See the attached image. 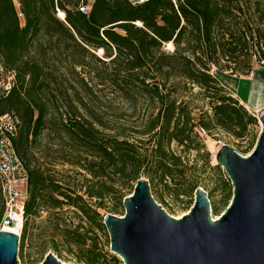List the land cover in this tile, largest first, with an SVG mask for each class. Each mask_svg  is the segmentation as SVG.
<instances>
[{
  "label": "trees",
  "instance_id": "obj_1",
  "mask_svg": "<svg viewBox=\"0 0 264 264\" xmlns=\"http://www.w3.org/2000/svg\"><path fill=\"white\" fill-rule=\"evenodd\" d=\"M86 1L0 0V56L16 74L0 112L20 120L14 142L28 169L20 252L30 218L72 209L88 224L56 227L49 239L57 255L65 243L78 263L121 264L95 231L105 230L107 213L125 214L140 178L180 197L195 192L206 167L224 172L212 166L198 125L210 136L226 131L241 154L254 149L257 114L215 74L250 75L263 63L264 0H93L85 13ZM193 86L208 100L207 117L196 118L179 94ZM192 152L206 167L190 161ZM4 212L0 183V223Z\"/></svg>",
  "mask_w": 264,
  "mask_h": 264
},
{
  "label": "water",
  "instance_id": "obj_2",
  "mask_svg": "<svg viewBox=\"0 0 264 264\" xmlns=\"http://www.w3.org/2000/svg\"><path fill=\"white\" fill-rule=\"evenodd\" d=\"M254 149L243 155L229 144L216 153L233 185L230 204L213 219L208 192L181 218L171 216L152 195L149 179L137 181L124 198V215L107 213L111 250L124 264H264V111ZM21 232L0 230V264H19ZM42 264H69L49 252Z\"/></svg>",
  "mask_w": 264,
  "mask_h": 264
},
{
  "label": "rangeland",
  "instance_id": "obj_3",
  "mask_svg": "<svg viewBox=\"0 0 264 264\" xmlns=\"http://www.w3.org/2000/svg\"><path fill=\"white\" fill-rule=\"evenodd\" d=\"M166 49L172 50L173 46H170L169 44H167ZM97 54L101 56L103 53L101 52V50H98ZM259 65L260 64L255 63L254 69L259 67ZM215 75L218 78V80L222 83V85L224 87L226 86V88H228L227 85L234 87L236 83H239V87L241 85V92L243 93L249 87L247 84V80H245L242 77V75L240 76L233 75L226 71H220V70H218ZM179 94L185 101L189 103L196 118H200L202 116L207 117L208 116L207 114H211L208 100L205 98V96L203 95L199 87L193 86L187 90H181ZM111 102L115 105V107L116 106L118 107L119 104L122 103L120 98L111 99ZM140 111L141 110L139 107L138 110H136V117H138ZM132 122L139 123L140 121L138 119H135ZM256 128L259 131L261 130L260 122H259L258 127ZM211 134L212 136L205 138L204 142L206 144L207 150L210 152V160H211L212 166L217 164L216 163V153L221 145L229 144L233 146L237 151L239 150L241 151V148L239 147V141L235 140L226 131L216 127L212 130ZM240 142H242L241 143L242 146H246L248 144V140L246 139L241 140ZM250 152L246 154H243V153L242 154L249 155ZM189 159L191 162L195 160V162L198 163V166L206 167L204 163L206 157L204 155L196 156V153L192 152L191 154H189ZM57 168H58V172H57L58 174L59 172L62 173L64 170L62 169L61 166H58ZM65 168H67V166ZM204 170L202 171L201 174L198 175V178H199L198 181L200 184L198 187H202L204 190L208 192V198L210 200V205H211V213H212L213 219L215 220L219 218L220 215L226 210V208H224L223 199H224L225 193L228 192L230 188L227 187L228 186L227 182L226 181L224 182V180L230 181L232 192H233V185L231 183L230 178L228 177V175L226 174L223 168L222 170L224 172H219L209 167H206ZM151 192L155 200L159 204H161L162 207L171 216L176 217V218H181L183 215L187 214L195 202V192L191 196L182 195L180 197H176V196L168 194V192L163 190L161 187H157V188L152 187ZM20 203L17 206V208L20 209L18 221H21L20 218L22 219V214H21L22 206ZM190 204H191V207L189 208ZM215 206H216V209H215ZM118 215H121V214H118ZM59 216L60 217L63 216L65 218V222H63L61 225H58L57 223V218ZM22 220L24 222L25 219L23 218ZM87 224L88 223L84 219H81L79 215L76 212H74L72 209L65 210L63 212V215H58L57 212L54 213L52 211L42 210L39 216L30 218L28 221L27 237H26L24 250L23 252H20V250L18 252L19 264H42L43 260L45 259V256L49 252H53L55 255H57L49 239L50 235L54 232L56 227L58 226L59 227H63V226L69 227V226H75V225L85 226ZM20 226L21 224L19 223L14 228H16L18 232H21V229H19ZM3 227H4L3 224L0 223V230L3 229ZM11 227H13V225H11ZM95 232L98 234L102 248H104V250L106 251H109L110 253L117 255L122 261L121 264H124V261L122 260V258L111 250L110 236H109L106 226H105L104 231H99L96 229ZM58 246L63 254L62 258H60L57 255L59 259L69 264H81L76 261L75 257L71 253H69V248L65 243H60Z\"/></svg>",
  "mask_w": 264,
  "mask_h": 264
},
{
  "label": "built area",
  "instance_id": "obj_4",
  "mask_svg": "<svg viewBox=\"0 0 264 264\" xmlns=\"http://www.w3.org/2000/svg\"><path fill=\"white\" fill-rule=\"evenodd\" d=\"M87 0L80 6V10L89 13L91 2ZM133 3H140L145 0H131ZM18 7V3H17ZM59 16L64 18L63 12L59 11ZM19 17L23 20V14L19 11ZM16 83V74L7 68L0 56V101L7 96ZM20 120L13 112H0V183L2 194L5 201V212L3 226L21 224L23 226V217L19 220L20 203L22 208L28 198V169L23 159L19 156L15 147V138L19 132ZM197 132L202 139L208 138L209 131L202 125L197 126ZM21 208V210H22Z\"/></svg>",
  "mask_w": 264,
  "mask_h": 264
},
{
  "label": "crops",
  "instance_id": "obj_5",
  "mask_svg": "<svg viewBox=\"0 0 264 264\" xmlns=\"http://www.w3.org/2000/svg\"><path fill=\"white\" fill-rule=\"evenodd\" d=\"M261 72V73H259ZM247 80L248 89L241 92V85L236 83L233 86L227 85L229 90L234 97L247 107L251 112H254L259 116L264 110V62L255 68L251 75H242ZM241 84V83H240Z\"/></svg>",
  "mask_w": 264,
  "mask_h": 264
},
{
  "label": "bare ground",
  "instance_id": "obj_6",
  "mask_svg": "<svg viewBox=\"0 0 264 264\" xmlns=\"http://www.w3.org/2000/svg\"><path fill=\"white\" fill-rule=\"evenodd\" d=\"M170 46H172V45L170 44ZM101 52H102V51H101ZM14 227H15L14 225H13V227H11V225H6L5 227H3V229L17 231V229L14 228Z\"/></svg>",
  "mask_w": 264,
  "mask_h": 264
}]
</instances>
